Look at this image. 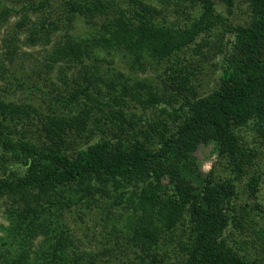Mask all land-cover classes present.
Masks as SVG:
<instances>
[{"label": "trees", "instance_id": "trees-1", "mask_svg": "<svg viewBox=\"0 0 264 264\" xmlns=\"http://www.w3.org/2000/svg\"><path fill=\"white\" fill-rule=\"evenodd\" d=\"M218 1L231 12L234 0ZM243 1L249 18L232 26L213 0H61L57 8L53 0H0V26L12 11L20 14L2 39L0 77L11 72L18 33L27 28L22 41L28 45L47 44L62 30L44 64L73 66L82 78L47 112L0 94V200L7 221L0 225V264H95L96 253L72 246L59 212L83 198L91 208L95 196L109 198L105 210L118 214L119 232L146 253L181 222L189 239L182 264H263L230 247L225 230L229 224L241 229L264 212L248 217L235 202L233 179L218 178L213 167L202 172L195 156L199 145L211 144L233 171L244 172L253 152L234 129L251 120L263 126L264 0ZM51 6L60 9L56 16ZM193 6L189 24L169 21V10ZM76 16L95 32H79ZM216 21L225 25L227 39L217 47L216 85L201 91L185 51ZM118 54L130 66L165 60L170 97L165 87L128 76L104 96L94 79L122 74L98 64H111ZM128 100L157 115L124 110Z\"/></svg>", "mask_w": 264, "mask_h": 264}, {"label": "rangeland", "instance_id": "rangeland-1", "mask_svg": "<svg viewBox=\"0 0 264 264\" xmlns=\"http://www.w3.org/2000/svg\"><path fill=\"white\" fill-rule=\"evenodd\" d=\"M213 1L215 2L216 12L227 18L226 22L228 24L234 26L247 22L249 17L243 0H234L231 12H228L218 0ZM7 2L9 3V0ZM59 2L61 0H53L56 8L59 6ZM56 8L54 6L48 8L51 15H57L60 9ZM193 9L197 10V6H193L192 9L169 10L167 17L169 21L186 25L194 19L196 10L193 12ZM19 17V13L15 14L12 11L8 23L0 26L1 48L2 39ZM32 17L35 20L38 18L36 14ZM74 26L83 35L95 32L81 16L75 17ZM224 28L226 29L225 25L217 22L211 28L203 30L196 41L193 44L191 43V46L185 51L187 60L184 63L188 65L191 62L195 66L193 71L196 74V82L201 91H209L216 85L217 70H214V68L216 69V61H218L217 47L221 41L225 43L227 39ZM27 32V28H24L18 33L17 44L19 50L9 65V71L11 72L3 78L0 77V94L18 103L29 102L37 109L47 112L50 107L56 106L55 101H57L58 95H66L68 90L76 87L78 83H82V78L73 66H65L62 63V67H58V64L53 69H49L44 64L45 56L50 52L62 30L56 31L49 43H37L35 45H28L22 41ZM2 49L1 51H3ZM202 53L208 54L205 60L201 58ZM211 53L217 56L211 57ZM109 64L101 61L98 67L102 71H106L107 67L112 66L115 69L112 72L116 71L122 75L117 74L115 76V74L105 72L103 77L94 79L92 84L95 88L101 90L104 96H107L108 93L112 95L115 92L114 85H119V79L122 80L126 76L131 79L150 81L153 87H160L161 90L162 87L166 88L167 77L166 74H163L167 68L165 60H161L160 63L144 64L143 66H130L126 58L118 54L114 62ZM117 87L119 88V86ZM132 89L135 90L136 87L133 85ZM168 91L164 93L165 98L170 97V93L173 92ZM160 94L163 93L160 91ZM101 100H103L102 97ZM126 104L128 108L123 107V109L134 112L138 117L154 118V115H157V109L143 108L136 101L128 100ZM113 107L117 108L118 105ZM94 110V115L100 114L97 108ZM33 119L37 121L36 117ZM262 124L263 126L260 128L251 120L246 125L234 129V133L240 142L245 143L253 152V156L248 158L249 164L244 172L243 169L238 172L233 171L228 158L218 156L211 144L199 145L195 152L202 172H206L213 167L218 178L228 177L233 179L235 202L237 205L245 206L248 217L256 215L255 213L262 214L264 212V122ZM34 127L33 125L32 128ZM12 167L20 172L23 170L19 164H14ZM95 197L97 199L91 201L93 202L91 208L86 207V199L83 198V200H76L70 207H64L62 211H59L63 215V223L67 227L66 231L72 240V246H76L80 251L91 254L96 253L95 264H182L186 257V249L182 247L187 246L189 242L187 238L188 227H185L183 223H177L171 235L162 233V238L157 247L146 253L140 245L127 243L126 237L122 232H119V229H124V226L123 222L119 221L118 214L116 212L108 213L105 210V206L109 204V198L105 196ZM4 206V202L0 200V225L7 224ZM122 216L125 218L123 214ZM255 218L252 221L245 220L241 224V226L244 225V228L241 229L235 224H229L225 230V239L227 240L226 243L235 249L239 255L255 257L259 263L264 264V218ZM254 220L258 221L255 222ZM256 229H261V232H257ZM2 233L0 230V235Z\"/></svg>", "mask_w": 264, "mask_h": 264}]
</instances>
